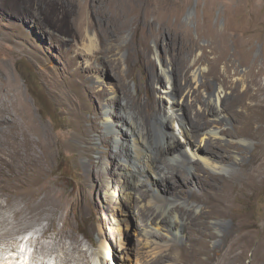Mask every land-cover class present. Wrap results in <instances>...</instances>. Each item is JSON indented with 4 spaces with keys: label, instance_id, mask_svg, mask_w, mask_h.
Wrapping results in <instances>:
<instances>
[{
    "label": "rangeland",
    "instance_id": "1",
    "mask_svg": "<svg viewBox=\"0 0 264 264\" xmlns=\"http://www.w3.org/2000/svg\"><path fill=\"white\" fill-rule=\"evenodd\" d=\"M78 63H91L95 69L94 81L106 90L104 95L95 92L94 107L80 108L73 98L76 91L72 79ZM171 66L179 86L177 91H170L186 107V124L192 135L197 129L192 114L208 107L209 92L220 85L221 100L228 101L221 110L223 117L232 115L233 105L239 114H247L251 106H264V0H0V89L14 96L24 94L37 120L47 127L54 145L43 179L47 177L40 186L22 190L12 200L8 201L6 196L0 200V264H88L83 261L85 251L91 264H100L103 233L117 256L115 260L112 254L109 264H156L146 253L145 226L149 221L143 217V207L137 201L143 196L141 199L146 204L155 196V191L151 186L141 188L120 209H115L113 203L110 205L106 191L109 184H119L121 161L118 157H108L113 147L102 144L100 137L106 129L103 116L107 103L117 89L115 75L120 82L126 78L127 93L124 96L122 88L121 98L136 108V102L150 98L149 78L154 81L156 99L159 101L160 95L166 97L165 86L170 84L164 69ZM196 70L203 71L197 83L192 82ZM253 93L257 96L253 97ZM119 113L121 103L117 102L113 118H118ZM76 116L87 126L96 119L99 131L90 132L87 139L78 138L74 127ZM223 117L219 119L223 121ZM213 119L208 115L209 123ZM218 127L231 133L236 130L233 119L219 123ZM181 128L179 123L170 125V131L180 142L177 152L183 157L177 158L174 152H169L157 163L164 160L189 176L193 171L192 165H188L192 159L187 138L180 134ZM210 131L207 129L205 134L202 131L198 135L210 138ZM228 138H232L231 134ZM233 138L240 153L243 152L233 170L234 180L238 178L240 183L244 179L256 180L255 166L241 167V162L251 160L263 139L239 135ZM161 145L153 143L150 151ZM106 160L111 162L107 170L102 166ZM92 161L94 170L104 174L103 190L95 187L96 182L87 176ZM234 161L231 159L226 167ZM15 167L14 164L13 168L0 172L2 187L6 183L10 186L17 171ZM148 173V180L157 186L162 199L182 202L194 190L201 196L202 207H213L218 212L229 205L241 206L234 199L230 178L216 179L202 189L192 185L183 188V193L164 196L161 192L166 182ZM108 176L111 179L104 181ZM48 180L51 182L45 185ZM254 193L245 209L256 221L254 226L234 224L231 215L208 220V231L214 236L208 241L211 253H215L223 235L215 226L221 225L225 231L234 227L227 245L235 244L240 252L246 248L243 264H264V185ZM180 207L187 209L185 205ZM19 221L28 227L13 231ZM65 224L81 240L82 250L74 249L67 240L54 241L59 240ZM186 230L187 227H182V238H179L173 231L162 229L160 237L155 239L162 244L174 240L183 244ZM36 240L49 245L48 248L39 249L32 243ZM22 249L26 251L23 262L17 260L21 259ZM257 252L262 257L255 262ZM201 257L206 264H220L212 255L203 253ZM162 264L180 262L172 256Z\"/></svg>",
    "mask_w": 264,
    "mask_h": 264
},
{
    "label": "bare ground",
    "instance_id": "2",
    "mask_svg": "<svg viewBox=\"0 0 264 264\" xmlns=\"http://www.w3.org/2000/svg\"><path fill=\"white\" fill-rule=\"evenodd\" d=\"M164 71L167 75L168 84H170L169 86H165L167 89L165 91L166 97L160 95L159 101L156 99L154 81L152 78H149L147 88L151 90L149 94L150 98L145 102H136V108L132 107L126 99L121 98L120 92L122 88L124 96L127 93V90L124 89L126 78H121L122 81L120 82L117 75H115L117 89H115L114 96L107 103V109L103 116L106 129L103 133L104 136L100 137L102 144H111L113 147V151L108 154V157H118L121 161L118 171L119 184L116 186L114 183L109 184V188L106 191L107 199L111 200L109 204L113 203L115 209H120L124 202H129L134 191H140L141 188L145 187L150 188V186L153 189L152 191H155V196L149 202L147 201L146 204L142 200L143 196H137V201H140L143 207L142 215L149 221L145 226V245L147 248L146 253L153 263L162 264L167 261V258L174 256L180 264L183 262L188 264H206L201 257L203 253H206L219 259L220 264H243L247 255L246 248L241 247L243 250L240 252L237 250L235 244L231 247L227 245L229 244L228 237L232 235L234 227L225 231L223 226H215L216 230L223 233V235L220 244L214 251L215 253H211L208 241L214 236L208 231V220L216 216L226 217L231 215L235 222L234 224L247 226H254L256 224V221L250 217L249 212L245 211V209L248 208L246 203L251 201L255 194L254 192L264 185V106H251L247 114H239L234 108L235 105H233L231 108L232 113H230L232 115L223 117L221 110L222 108H226L228 101L221 100L222 86L220 85L216 90L209 92L208 107L204 111H197L192 114V118L197 126V129L194 130L195 135H192L186 124L188 119L185 111L186 107L176 100L173 96L174 91H170V89L177 91V87L179 86L175 77L174 66H171L170 69L169 67H165ZM202 72V70L199 72L196 70L194 77H192V82L197 83L200 81ZM187 73L190 74V69ZM94 74L95 69L91 63L86 65L77 64L75 73L73 74L72 85L75 86L76 91V96L73 98L77 100L80 108L94 107L95 92L100 93V95L106 93L104 87L101 88L100 85H97L96 80L94 81ZM189 84L191 85L190 82ZM234 87H238L237 84ZM194 92H196V89H194ZM255 96L257 94L253 93V97ZM67 97L70 99V95H67ZM166 101L168 105H166ZM117 102L121 103V113L115 119L112 113L114 105ZM93 110L95 111V109ZM208 115L214 117L212 123H209ZM221 117H223L224 122H229L230 119H233L236 124L235 132L231 133L226 129L219 130L218 124L223 123L219 119ZM74 122L75 135L80 139H87L90 132L99 131L96 119L92 120L90 126L84 125L83 120L77 116ZM174 123L181 124L182 131L180 134L187 138V149L193 160L188 164L192 165L193 168L189 176L177 169L176 166L174 167L167 162H163L164 160H161V163H157L160 158L168 155L169 152H174L177 158L179 156L183 157L182 153L177 152V147L180 143L177 140L178 136L170 131V125ZM207 129L211 130L212 136L210 138L205 135H198L202 131L205 134V130ZM229 134H231V139H234L233 137L238 135L243 137L255 136L258 139H263V142L260 143L258 150L254 153L251 160L246 163L241 162V167L255 166L254 173L256 180L244 179L242 183L237 181L238 178L234 180L233 170L238 165L239 157L243 152L240 153L241 150L235 140L228 138ZM121 135H127V138H121ZM213 140L215 141L214 143ZM155 142L162 145L150 151ZM223 142H225V145L222 144ZM52 143L53 141L47 127L37 120L31 104L24 94L20 92L14 96L0 89V172L4 171L7 167L13 168L14 164L17 166L15 167V169L17 168L16 173L13 174V170H11L15 180L12 176L10 186H6L7 183L3 187L0 185V200L4 196H6L5 198L8 201L12 200L18 192L40 186L43 175L48 170L54 151ZM7 145L8 147L6 148ZM196 157H198V161L195 160ZM231 159L235 161L227 168L226 164ZM110 163V160L104 161L102 163L103 168L107 170ZM94 167L95 162L92 161L87 176H90L96 182L95 187L98 186L100 190H103L104 184L101 182L103 181L104 174L100 171H95ZM164 169L167 171L166 173L164 172L165 175H162ZM219 170L225 172L220 173ZM148 172H152L157 179L166 182L161 192V195L163 194L164 196H167L168 193H183L185 191L183 188H191L192 185H197L202 189L205 185L210 184L216 179L227 180L230 178L232 181L230 182L229 180V183L232 185L231 187L235 194L234 199L242 207L233 204L229 205V208L218 212L213 207H202L200 206V202L202 201L201 196L194 192V190L193 194L182 202L162 199L158 193L157 186L151 180H148L149 177L147 178V175L150 176ZM46 177L47 175L44 176L43 180ZM110 179L108 176L104 181H109ZM50 182L48 180L45 185ZM179 188L183 190L180 192L178 191ZM180 205L187 206V209L181 208ZM30 208L31 206L29 205L28 210ZM31 221L32 219H30ZM68 224L70 227L71 222L69 220ZM184 226L187 227V236L183 244H179L176 240L169 244H162L155 239V237H160L159 232L162 229L173 231L179 238H182L180 232H182L181 229ZM26 227H28V224L25 226L19 221L17 225H14L15 229L13 231L22 230ZM66 227H68L67 224L60 230L59 240L56 239L54 241L63 243L67 240L74 249L80 250L82 248L81 240L70 228L66 229ZM120 230L118 228L119 232ZM195 232H199L201 236H195ZM103 235L105 237L104 241L101 245L99 244L100 264H109V258H112L113 250L110 241H108V236L106 233H103ZM32 243L36 247H39V249L42 248V250L49 246L38 240L32 241ZM87 253L86 251L84 252L83 261L91 264ZM256 254L257 256L254 257L255 262L259 261L262 257L259 252ZM113 255L116 260V254L114 253ZM10 258L12 259V257ZM17 260H20V258L18 257Z\"/></svg>",
    "mask_w": 264,
    "mask_h": 264
}]
</instances>
